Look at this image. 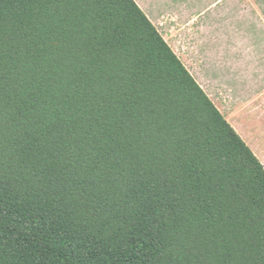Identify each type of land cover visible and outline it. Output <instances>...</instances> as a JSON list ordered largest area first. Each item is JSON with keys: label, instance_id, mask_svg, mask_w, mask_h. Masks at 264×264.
<instances>
[{"label": "trees", "instance_id": "16d2710c", "mask_svg": "<svg viewBox=\"0 0 264 264\" xmlns=\"http://www.w3.org/2000/svg\"><path fill=\"white\" fill-rule=\"evenodd\" d=\"M0 264H264V164L136 0H0Z\"/></svg>", "mask_w": 264, "mask_h": 264}, {"label": "crops", "instance_id": "0c3cea01", "mask_svg": "<svg viewBox=\"0 0 264 264\" xmlns=\"http://www.w3.org/2000/svg\"><path fill=\"white\" fill-rule=\"evenodd\" d=\"M217 3L218 1L214 2L211 8L204 9L200 14L191 18V28L196 37L194 42L196 48L190 53L189 58L181 51L182 47L183 49L186 47V43L183 41L170 42L167 36L160 32L227 120L264 164V0L261 3L249 2L247 5H253L254 8L246 7L243 10L254 13V28L237 29L235 32L239 37L244 36L243 39H247L250 36L249 33L257 34L261 39L253 45L247 41L243 43L242 39L239 40L236 43L238 46L233 47V53L239 56L238 61L229 60L228 53H231V50L228 51L224 46L221 53L207 51L205 54L201 50L204 44L202 38L205 35L201 34L202 30H199L198 22L203 15L218 8L220 4ZM217 17H222L223 21L225 11L220 12ZM151 20L154 22L153 19ZM154 24L157 26L155 22ZM205 31L206 43L209 37L225 38L230 35V31L226 30L224 25L220 31L215 33L208 29ZM247 85L254 86L255 91L247 93Z\"/></svg>", "mask_w": 264, "mask_h": 264}, {"label": "rangeland", "instance_id": "374dc122", "mask_svg": "<svg viewBox=\"0 0 264 264\" xmlns=\"http://www.w3.org/2000/svg\"><path fill=\"white\" fill-rule=\"evenodd\" d=\"M144 11L149 15L151 19L157 24L160 31L167 36L170 42L183 41L186 43V47L181 51L185 53V56L189 58L190 53L196 48V37L191 28V18L200 14L204 9L211 8L212 4L218 1L220 4L218 8H215L209 12V14L203 15L199 22V30H202V35H205L202 40L204 44L201 50L206 54L207 51L222 52V50H231L228 53L230 61H238L239 56L234 52L233 47H237L236 44L242 39V42H250L255 44L257 40H260L257 34L249 33L250 36L247 39L239 37L235 32L237 29L249 30L254 28L255 16L252 11H243L246 7L254 8L253 5H247L249 2H263V0H136ZM225 11V17L222 21V17H217L220 12ZM230 31L229 37H209L206 43V31L209 30L212 33L221 30L222 26ZM251 32V31H248ZM253 34V35H252ZM252 35V36H251ZM254 36V37H253ZM195 38V39H194ZM223 41V43L221 42ZM224 46V47H223ZM227 58V56H226ZM244 59V58H243ZM206 62V61H205ZM212 63V62H211ZM213 65V63H212ZM237 81V80H236ZM255 91L254 86H246V92L250 93Z\"/></svg>", "mask_w": 264, "mask_h": 264}]
</instances>
